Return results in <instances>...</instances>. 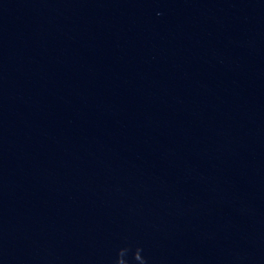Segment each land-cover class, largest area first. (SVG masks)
I'll use <instances>...</instances> for the list:
<instances>
[{
	"label": "water",
	"instance_id": "water-1",
	"mask_svg": "<svg viewBox=\"0 0 264 264\" xmlns=\"http://www.w3.org/2000/svg\"><path fill=\"white\" fill-rule=\"evenodd\" d=\"M0 264H264V0H0Z\"/></svg>",
	"mask_w": 264,
	"mask_h": 264
}]
</instances>
